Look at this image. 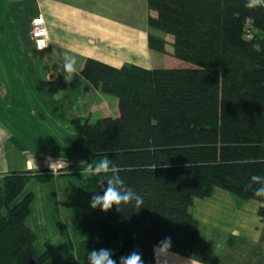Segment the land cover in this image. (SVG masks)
Masks as SVG:
<instances>
[{"label":"trees","instance_id":"trees-1","mask_svg":"<svg viewBox=\"0 0 264 264\" xmlns=\"http://www.w3.org/2000/svg\"><path fill=\"white\" fill-rule=\"evenodd\" d=\"M245 0H147L151 30L172 37V55L194 66L146 69L113 67L85 59L79 74L118 102L116 117L95 122L67 119L59 105L34 102V112L74 150L82 144L90 162L108 156L144 199L138 212L93 210L95 240L119 257L137 249L154 264L153 246L172 237V252L189 256L198 222L194 199L221 188L260 201L244 185L264 175V9ZM250 18V22L246 21ZM148 46L165 51L166 41L148 34ZM36 96V95H34ZM88 201L103 194L100 180L75 173ZM49 169L10 172L0 179V264H43L26 227L30 195L19 197L31 179L49 181ZM259 215L264 218V201ZM62 231V228H59ZM62 264H78L69 258Z\"/></svg>","mask_w":264,"mask_h":264},{"label":"crops","instance_id":"crops-1","mask_svg":"<svg viewBox=\"0 0 264 264\" xmlns=\"http://www.w3.org/2000/svg\"><path fill=\"white\" fill-rule=\"evenodd\" d=\"M38 15L48 31L49 46L43 50L29 37V24ZM148 15L154 13L147 0H0V179L10 172L48 169V156L64 157L68 163L77 152L88 156L82 144L74 151L41 120L34 102L59 105L67 119L95 122L118 115L117 99L80 76L85 59L113 67H191L172 55L171 36L148 27ZM149 33L166 41L164 52L149 48ZM64 55L77 60L71 82L64 79ZM64 172L47 182L26 183L19 196L30 195L25 224L35 236L37 254L48 248L43 264H62L69 258L87 264L88 250L109 247L94 238L98 214L90 208L76 172ZM261 206L221 188L194 199L190 212L198 226L192 249L189 256L175 253L176 264H264Z\"/></svg>","mask_w":264,"mask_h":264},{"label":"clouds","instance_id":"clouds-1","mask_svg":"<svg viewBox=\"0 0 264 264\" xmlns=\"http://www.w3.org/2000/svg\"><path fill=\"white\" fill-rule=\"evenodd\" d=\"M244 7L246 9H264V0H245ZM250 22V18H246ZM40 50H43L41 48ZM77 60L73 55L63 56V75L66 82H71L77 73ZM46 166L53 176L65 174L64 170L69 169L68 161L63 157L53 159L51 156L46 158ZM81 168V175L88 177H105L101 179L100 184L103 194L94 193L89 200L91 209L99 210L107 213L115 206L118 213L124 212L131 208L138 212L144 207V199L132 187L126 185L124 178L120 175L122 169L113 159L108 156L102 157L98 162H86L81 160L78 165ZM35 167L37 168L36 162ZM31 168V165H30ZM38 169V168H37ZM244 191H251L255 198L264 201V175L252 174L248 182L244 185ZM257 201V202H260ZM172 237L166 236L153 246L154 264H176L177 255L172 252ZM114 253L108 248L92 249L87 251V264H117V260L113 258ZM119 264H144L143 254L134 249L126 255L119 257Z\"/></svg>","mask_w":264,"mask_h":264},{"label":"built area","instance_id":"built-area-1","mask_svg":"<svg viewBox=\"0 0 264 264\" xmlns=\"http://www.w3.org/2000/svg\"><path fill=\"white\" fill-rule=\"evenodd\" d=\"M29 37L36 49H46L49 46L48 31L41 15L33 18L29 24Z\"/></svg>","mask_w":264,"mask_h":264},{"label":"rangeland","instance_id":"rangeland-1","mask_svg":"<svg viewBox=\"0 0 264 264\" xmlns=\"http://www.w3.org/2000/svg\"><path fill=\"white\" fill-rule=\"evenodd\" d=\"M186 62V61H184ZM189 66H194L193 64L186 62ZM29 78V76H28ZM30 79V78H29ZM32 97V96H30ZM33 98V97H32ZM39 100H41L39 98ZM43 100V99H42ZM48 104V103H47ZM50 105H48V108L51 109L54 105H51L52 103H49ZM58 113H62V111H60V108L57 110ZM63 114V113H62ZM64 115V114H63ZM66 118V116H64ZM70 164H69V169H65L66 171H82L81 168L78 166L79 162L81 160H84L86 162H89L90 159L88 156L85 155L84 152H77V154H73V156H71L70 158Z\"/></svg>","mask_w":264,"mask_h":264}]
</instances>
